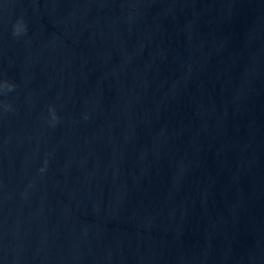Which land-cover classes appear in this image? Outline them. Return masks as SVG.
I'll return each mask as SVG.
<instances>
[{"label": "water", "instance_id": "1", "mask_svg": "<svg viewBox=\"0 0 264 264\" xmlns=\"http://www.w3.org/2000/svg\"><path fill=\"white\" fill-rule=\"evenodd\" d=\"M0 264H264V0H0Z\"/></svg>", "mask_w": 264, "mask_h": 264}, {"label": "clouds", "instance_id": "2", "mask_svg": "<svg viewBox=\"0 0 264 264\" xmlns=\"http://www.w3.org/2000/svg\"><path fill=\"white\" fill-rule=\"evenodd\" d=\"M20 32H21V28H20V27H15V28H14V32H13V35H19ZM4 87H5L8 91H12V89H13V86L10 85V84H7V83L4 84ZM6 110H7V108H6ZM49 111L52 112V109H49ZM55 119H56V117H55V115L53 114V120H55Z\"/></svg>", "mask_w": 264, "mask_h": 264}]
</instances>
